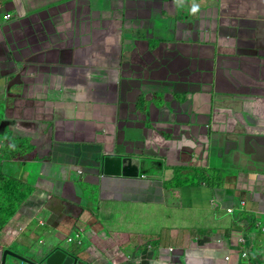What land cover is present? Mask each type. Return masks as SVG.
I'll list each match as a JSON object with an SVG mask.
<instances>
[{"label": "crops", "instance_id": "crops-1", "mask_svg": "<svg viewBox=\"0 0 264 264\" xmlns=\"http://www.w3.org/2000/svg\"><path fill=\"white\" fill-rule=\"evenodd\" d=\"M3 128L36 158L0 264H264V0H2Z\"/></svg>", "mask_w": 264, "mask_h": 264}, {"label": "trees", "instance_id": "trees-1", "mask_svg": "<svg viewBox=\"0 0 264 264\" xmlns=\"http://www.w3.org/2000/svg\"><path fill=\"white\" fill-rule=\"evenodd\" d=\"M3 138H6V136L0 135V212L3 213V216H0V219H2L0 220V232L24 205L30 203L29 199L34 194L33 188L26 187L22 180L6 173L8 161L11 160V157L16 159V156L22 153L16 149V145L25 146L26 142L20 139H13L10 136L8 138L9 143H3ZM2 143L9 147V152L4 149Z\"/></svg>", "mask_w": 264, "mask_h": 264}, {"label": "water", "instance_id": "water-1", "mask_svg": "<svg viewBox=\"0 0 264 264\" xmlns=\"http://www.w3.org/2000/svg\"><path fill=\"white\" fill-rule=\"evenodd\" d=\"M18 77H19V75L14 80H17ZM145 79H146L145 80L146 82H145V86L143 88L151 87V85L148 84L150 82V80H148L149 78H147V75H145ZM140 84H142V83H140ZM157 84L160 85L161 87H165L166 86V84H162V83H157ZM13 85H16V83L15 82H10L9 88L11 86H13ZM205 89L206 88H204V87H201L199 85H193V84H191L189 86V88H188V90H190L189 92L191 94H195L197 92L203 93ZM161 91L162 92H166L165 89H162ZM162 92H158V93L166 95V93H162ZM186 92H184V93L186 94ZM117 161H119V160L114 158V157H110L107 160H105V162L102 163V167L105 170L110 164L116 163ZM145 163L146 162H140L141 165H146ZM118 164H119V162H118ZM123 164L125 166H123L122 169L119 168V172L117 174H115L114 176L120 177V176L125 174V176L128 175L129 177H132V173L133 172H135V173L138 172V170L136 169L137 165L133 164L132 160H128V161L124 160ZM126 164H127V166H126ZM133 165H135V166H133ZM160 165L161 164L159 163L158 166L160 167ZM142 174H144V170L143 169H142V172L140 173L139 176H141ZM144 175H146V174H144ZM136 176H138V175H134V177H136ZM7 256H13L17 261L20 262V263L10 262L9 264H25V263L30 264V262L28 260H26V259H24V258H22V257H20V256H18L16 254L11 253L10 251H5L3 253L1 264H8L7 263ZM46 264H78V259L75 258L74 256L68 255L67 253H64L62 251H56L53 255L48 257V259L46 261Z\"/></svg>", "mask_w": 264, "mask_h": 264}, {"label": "rangeland", "instance_id": "rangeland-1", "mask_svg": "<svg viewBox=\"0 0 264 264\" xmlns=\"http://www.w3.org/2000/svg\"><path fill=\"white\" fill-rule=\"evenodd\" d=\"M4 1L7 2L9 0H4ZM3 131H4V133L1 134V135L6 136L7 134H5V132L6 133H8V132L6 131L5 128H3ZM8 138H10V136ZM8 138H3L4 142L9 143V139ZM28 142L31 143L32 140L31 141L29 140ZM16 149L18 151L22 152L20 155L16 156V160H23V162L22 161H14L13 160V163H12V166H11V169H10L11 171H9L8 168H6V173L10 172L14 178H17L19 180L24 181L23 179H21L22 177L19 175L20 171L18 169L22 168V167H26V166L32 164V162H30V161L32 159L36 158L35 148L31 147L29 144H27V145L25 144V146L24 145L20 146V145L17 144L16 145ZM24 174H29V173L25 172ZM42 178H43V176L41 174H39V179H42ZM33 181H34V179L32 178L28 182H33ZM27 187L31 188L29 185ZM13 207H15V206H13ZM0 216H3L2 212H0ZM0 220H2V219H0Z\"/></svg>", "mask_w": 264, "mask_h": 264}, {"label": "built area", "instance_id": "built-area-1", "mask_svg": "<svg viewBox=\"0 0 264 264\" xmlns=\"http://www.w3.org/2000/svg\"><path fill=\"white\" fill-rule=\"evenodd\" d=\"M0 1H2V0H0ZM4 19H5V21L9 22L12 19V16L10 14H8V15L5 16ZM233 213H234V210H229V214H233ZM241 242L244 243V240H241ZM248 256H249V252L248 251H245L243 253V257L244 258H247Z\"/></svg>", "mask_w": 264, "mask_h": 264}, {"label": "clouds", "instance_id": "clouds-1", "mask_svg": "<svg viewBox=\"0 0 264 264\" xmlns=\"http://www.w3.org/2000/svg\"><path fill=\"white\" fill-rule=\"evenodd\" d=\"M199 10V6L198 5H194L191 9L192 13L195 14L197 11Z\"/></svg>", "mask_w": 264, "mask_h": 264}]
</instances>
